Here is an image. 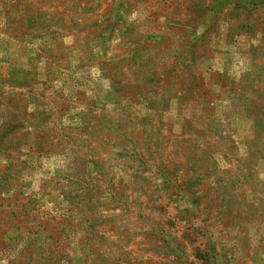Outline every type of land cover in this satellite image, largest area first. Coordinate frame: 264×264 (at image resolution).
I'll list each match as a JSON object with an SVG mask.
<instances>
[{"label": "rangeland", "instance_id": "rangeland-1", "mask_svg": "<svg viewBox=\"0 0 264 264\" xmlns=\"http://www.w3.org/2000/svg\"><path fill=\"white\" fill-rule=\"evenodd\" d=\"M0 264H264V0H0Z\"/></svg>", "mask_w": 264, "mask_h": 264}]
</instances>
